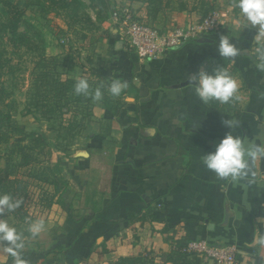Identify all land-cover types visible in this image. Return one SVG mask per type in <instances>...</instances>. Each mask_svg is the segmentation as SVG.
<instances>
[{"label": "crops", "instance_id": "0c3cea01", "mask_svg": "<svg viewBox=\"0 0 264 264\" xmlns=\"http://www.w3.org/2000/svg\"><path fill=\"white\" fill-rule=\"evenodd\" d=\"M184 1L189 8L194 4ZM204 1L224 15L217 29L141 60L126 48L116 19L129 13L145 20L144 4L110 0L117 15L110 14L95 51L104 80L127 81L128 87L120 97L107 88L102 99L93 98L91 117L66 149L68 159L49 174L59 179L60 191L33 183L36 191L25 208L31 221H45V230L25 236L26 264H108L123 256L170 264L163 263L166 255L191 241L232 245L238 264L264 263V244L257 242L264 237V159L253 166L255 177L238 184L219 179L203 163L229 131L264 145V71L255 59L264 36L257 38L258 26L243 28L229 0ZM199 18L198 9L166 10L156 26L167 31ZM221 35L239 50L234 59L224 58L226 70L240 82L233 111L204 104L189 79L214 67ZM227 119L239 127L224 126L221 120ZM3 219L16 227L13 216ZM0 264L15 261L0 252Z\"/></svg>", "mask_w": 264, "mask_h": 264}, {"label": "trees", "instance_id": "16d2710c", "mask_svg": "<svg viewBox=\"0 0 264 264\" xmlns=\"http://www.w3.org/2000/svg\"><path fill=\"white\" fill-rule=\"evenodd\" d=\"M36 1L52 9L57 16H62L69 26H78L80 31L83 32L82 36L85 37L87 33H91L92 49L102 39L101 37L104 33H100L97 36L94 35L100 29L98 22L101 23L110 16V0ZM141 1L145 6L146 19H136L153 28H157L155 26L158 14L166 10L185 11L198 9L200 12L199 19H202L213 7L204 0H193L194 4L190 8L188 7L189 3L184 0ZM18 2L19 0H0V7L4 10L3 19L0 21V146H8V151L5 155L0 153V162L3 159L5 160V166H0V194L7 193L15 199L22 200V203L16 211L4 214L0 218L13 216L17 222V231L26 236L28 232L22 228L23 226L27 227L30 221L25 208V199L28 196L27 182L16 177L12 179L11 176L26 170L28 171V176L32 179L53 184L56 193L60 191V188L57 186L59 179L56 182L55 178L53 180L49 177V174H53L55 169H38L37 172L30 171L31 169H19L28 167L35 162L38 158L37 154H43L49 159L53 150L40 133L35 131L27 133L14 120L18 106L16 101L12 99V91L7 88L4 81L5 75H14L16 72L12 64V57L17 55L21 47L32 53L35 73L33 76V92L31 93L30 101L26 104L27 113L32 112L31 110H37V116L48 122V128L54 132L55 138L62 137L66 142L63 146H59L57 143L54 146L55 149L59 148V150L65 151L84 127L83 118L82 116L78 117V115L88 111V116L91 117L92 104L88 99H91L93 94L91 93L87 97L75 94L74 85L77 79L63 78L71 70L72 66L66 64L67 68L65 69L64 57L45 54L41 34L31 23L24 19V9L19 7ZM24 4L28 6L30 3L25 0ZM230 5L232 7V0H230ZM87 10L94 13V19H92ZM238 12V9L232 7L233 15H237ZM227 66L228 62L226 59L220 57L214 67L207 66L204 71L212 73L218 67L226 69ZM95 78L100 83L98 88L104 94L109 83L104 80L101 73H97ZM85 99L88 100L86 104L83 102ZM104 101L107 102V100ZM208 104L225 111L236 109L234 101L229 104H220L217 101H212ZM63 108H66L65 112ZM111 112L113 114L116 113V109L112 108ZM66 114L69 117H66ZM12 137H15V139L13 143H10ZM13 156L15 160H13ZM17 157L18 159L16 160ZM11 162H13L11 166L18 169H10L9 164ZM61 186L62 189L65 187L64 182H61ZM183 248L184 246L177 247L167 254L163 263L202 264L200 257L195 253L183 250ZM7 259L12 260L13 258L7 255ZM108 264H154V262L151 258L145 256H123ZM257 264L264 263L259 261Z\"/></svg>", "mask_w": 264, "mask_h": 264}, {"label": "clouds", "instance_id": "9594fccd", "mask_svg": "<svg viewBox=\"0 0 264 264\" xmlns=\"http://www.w3.org/2000/svg\"><path fill=\"white\" fill-rule=\"evenodd\" d=\"M232 7L239 10L243 28L258 26L257 38L264 36V0H232ZM255 51L256 67L264 71V43H258ZM217 52L222 58L234 59L239 55L238 48L227 35L220 36ZM189 79L195 82L193 84L195 95L204 104L212 101L229 104L240 98L238 94L240 82L223 67L214 69L212 73L200 70ZM127 87V81L115 79L109 84L108 92L113 97H120ZM74 92L76 95L89 96L91 93L88 80L79 78L75 82ZM93 98L102 99L100 88L95 89ZM221 123L230 129L239 127L238 121L230 119L221 120ZM261 159H264V145L246 142L239 135H233L229 131L220 139L213 151L204 154L203 163L219 179L238 184L250 175L255 177L256 173L252 168ZM21 203L22 200L15 199L7 193L0 194V217L16 211ZM44 230L45 221L42 218L28 222L27 232L32 238ZM257 242L264 244V237H258ZM25 247L26 238L23 233L18 232L7 219L0 218V252L12 257L15 264H26L22 259Z\"/></svg>", "mask_w": 264, "mask_h": 264}, {"label": "rangeland", "instance_id": "374dc122", "mask_svg": "<svg viewBox=\"0 0 264 264\" xmlns=\"http://www.w3.org/2000/svg\"><path fill=\"white\" fill-rule=\"evenodd\" d=\"M28 1L30 3L28 6L24 4L25 0H19L18 4L20 8L24 9V19L31 23L41 34L45 54L48 56L64 57V68H67L66 64H69L72 67L71 70L63 76V78L70 77L77 80L81 77L86 78L88 82H90V93L94 96L95 89L100 86V83L95 80V76L97 73H100L101 61L100 58H98L95 48L92 49L93 44L90 40V37H92L90 36L91 33H87L85 37L82 36L83 32L80 31L78 26H69L62 16H57L55 12L52 9L47 8L46 5L43 6L37 3L36 0ZM110 6V14L117 15V9L114 4H110ZM218 6H220V4H218ZM219 9V7H214L211 11ZM87 11L89 15H91L92 19H94V13L90 10ZM3 16L4 10L0 7V21L3 19ZM132 17L137 18L134 15H132ZM106 22L107 20H103L101 23L98 22L100 29L96 31L95 35H92L97 36L100 33H104L106 31ZM12 64L14 65L16 72L14 75H5L4 81L7 88L12 91V99L16 101L18 106V111L14 116V120L20 128L27 133L32 131L41 133L46 143L53 150L49 159H47L43 154H37L38 158L35 162L31 163L28 167L19 169H31L30 171L35 172H37L38 169H61L60 166H62V161H65L63 158L68 159L69 153L67 150L62 151L59 150V148L55 149L54 146L57 145V143L59 146H63L66 142L62 139V137L57 139L55 138L54 132L48 128V122L37 116V110H31L32 112L27 113L26 104L30 101L31 93L33 92V76L35 73L32 53L27 52L23 47L19 48L17 55L12 57ZM93 96L91 99H88L91 104L93 102ZM88 100L85 99L83 102L86 104L88 103ZM63 111L65 112L66 108H63ZM65 116L69 117L67 114ZM81 116L84 124L90 118L88 116V111H84L82 114L78 115V117ZM14 139L15 137H12L10 143H13ZM7 147L8 146L1 145L0 153L5 155L8 151ZM12 158L15 160L14 156ZM17 159L18 157L16 160ZM66 163L67 165L70 164L69 161H66ZM9 165L10 169H18L11 166L13 165V162ZM0 166H5L4 159L1 160ZM14 177L27 182L28 196L25 199L26 205L29 196L36 191L33 185L36 180L29 177L28 171L26 170H22L17 175L11 176L12 179H14Z\"/></svg>", "mask_w": 264, "mask_h": 264}, {"label": "built area", "instance_id": "2783aa9c", "mask_svg": "<svg viewBox=\"0 0 264 264\" xmlns=\"http://www.w3.org/2000/svg\"><path fill=\"white\" fill-rule=\"evenodd\" d=\"M223 18L224 15L219 10H212L202 19L187 26H174L167 31L143 24L129 13L121 15L116 22L120 25L126 48L139 59L150 60L174 51L200 34L214 31ZM184 250L195 253L202 261L213 264L239 263L236 248L232 245L215 246L206 241H191Z\"/></svg>", "mask_w": 264, "mask_h": 264}]
</instances>
